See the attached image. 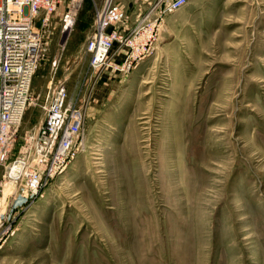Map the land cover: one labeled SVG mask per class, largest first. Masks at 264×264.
Wrapping results in <instances>:
<instances>
[{
  "label": "rangeland",
  "instance_id": "1",
  "mask_svg": "<svg viewBox=\"0 0 264 264\" xmlns=\"http://www.w3.org/2000/svg\"><path fill=\"white\" fill-rule=\"evenodd\" d=\"M67 2L36 20L42 58L18 140L65 79L83 142L14 210L0 264H264V0H188L128 71L91 66L95 15L77 28L80 8L65 38ZM143 16L110 28L131 35ZM126 52L116 43L111 63Z\"/></svg>",
  "mask_w": 264,
  "mask_h": 264
},
{
  "label": "built area",
  "instance_id": "2",
  "mask_svg": "<svg viewBox=\"0 0 264 264\" xmlns=\"http://www.w3.org/2000/svg\"><path fill=\"white\" fill-rule=\"evenodd\" d=\"M188 0H156L132 34L110 28L123 12L113 0L96 8L93 32L85 44L90 64L100 69L111 65L128 71L150 54L160 37L164 16ZM62 0H0V249L16 231L14 210L35 201L45 182L52 178L83 142L85 110L71 94L65 79L58 80L47 93L39 123L25 132L18 130L27 106L33 101L31 86L42 58V32L36 20L45 24ZM82 0H71L61 15L62 34L74 29ZM155 13V20L150 14ZM63 42V46L66 45ZM116 43L127 47L124 62L111 63ZM59 58L52 61L56 69Z\"/></svg>",
  "mask_w": 264,
  "mask_h": 264
},
{
  "label": "crops",
  "instance_id": "3",
  "mask_svg": "<svg viewBox=\"0 0 264 264\" xmlns=\"http://www.w3.org/2000/svg\"><path fill=\"white\" fill-rule=\"evenodd\" d=\"M69 4L71 0H66ZM115 4L119 6L120 10L123 12L127 24L124 25V30L128 29L129 26L132 27L135 20L143 16L147 10L151 7L152 0H114ZM105 0H82L81 9L78 18L77 28L83 30L90 29L93 26V17L95 15L96 8L101 7ZM131 22V23H130ZM130 28V27H129Z\"/></svg>",
  "mask_w": 264,
  "mask_h": 264
},
{
  "label": "bare ground",
  "instance_id": "4",
  "mask_svg": "<svg viewBox=\"0 0 264 264\" xmlns=\"http://www.w3.org/2000/svg\"><path fill=\"white\" fill-rule=\"evenodd\" d=\"M34 101V100H33Z\"/></svg>",
  "mask_w": 264,
  "mask_h": 264
}]
</instances>
